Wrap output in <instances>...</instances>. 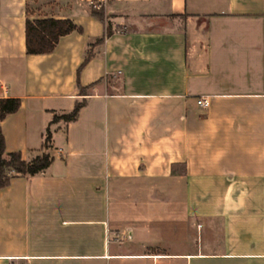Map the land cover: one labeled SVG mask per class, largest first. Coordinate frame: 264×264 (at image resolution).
Returning a JSON list of instances; mask_svg holds the SVG:
<instances>
[{
  "label": "crops",
  "instance_id": "crops-1",
  "mask_svg": "<svg viewBox=\"0 0 264 264\" xmlns=\"http://www.w3.org/2000/svg\"><path fill=\"white\" fill-rule=\"evenodd\" d=\"M28 17L82 31L27 55ZM0 99L53 158L0 190V264H264V0H0Z\"/></svg>",
  "mask_w": 264,
  "mask_h": 264
},
{
  "label": "trees",
  "instance_id": "trees-1",
  "mask_svg": "<svg viewBox=\"0 0 264 264\" xmlns=\"http://www.w3.org/2000/svg\"><path fill=\"white\" fill-rule=\"evenodd\" d=\"M90 15L106 25L104 37L113 33L111 24L106 20V15L102 7L96 9L92 3L89 6ZM82 29L69 19H31L25 21V49L27 55H42L51 53L59 39L72 32H81ZM117 31V30H115ZM102 39L98 40L99 44ZM88 54L82 65L79 67V75L82 68L90 60ZM88 87H81L78 84L79 96H86ZM85 101L76 103L69 114L54 116L52 123L58 121L72 122L75 121L80 109L84 106ZM19 99H0V122L8 115L16 113L20 108ZM51 136L49 130L46 132L44 145L39 155L30 161H25L20 152L7 153L5 150V140L0 128V190L9 186L12 179L16 177H33L44 172L52 163L53 158L46 152Z\"/></svg>",
  "mask_w": 264,
  "mask_h": 264
},
{
  "label": "built area",
  "instance_id": "built-area-1",
  "mask_svg": "<svg viewBox=\"0 0 264 264\" xmlns=\"http://www.w3.org/2000/svg\"><path fill=\"white\" fill-rule=\"evenodd\" d=\"M94 6H95L96 9H99L100 8V5L94 4ZM198 106L201 109H207L208 106H209V100H208V98H200L199 101H198Z\"/></svg>",
  "mask_w": 264,
  "mask_h": 264
},
{
  "label": "rangeland",
  "instance_id": "rangeland-1",
  "mask_svg": "<svg viewBox=\"0 0 264 264\" xmlns=\"http://www.w3.org/2000/svg\"><path fill=\"white\" fill-rule=\"evenodd\" d=\"M44 1H48V0H30V9L32 11L39 10V8L44 3Z\"/></svg>",
  "mask_w": 264,
  "mask_h": 264
}]
</instances>
